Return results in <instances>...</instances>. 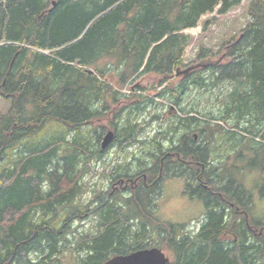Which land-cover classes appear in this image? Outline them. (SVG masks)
I'll use <instances>...</instances> for the list:
<instances>
[{
  "label": "trees",
  "instance_id": "16d2710c",
  "mask_svg": "<svg viewBox=\"0 0 264 264\" xmlns=\"http://www.w3.org/2000/svg\"><path fill=\"white\" fill-rule=\"evenodd\" d=\"M55 1L42 14L47 0H0V95L10 99L7 112L0 113V264H50L52 255L57 262L61 244L69 241L70 222L88 211V205L74 203L82 192L78 166L101 154L87 138L90 130L82 134L83 127L112 103L117 105L110 121L112 142L125 147L135 140L138 125L132 110L121 104V88L145 73L167 82L190 43L183 29L196 26L218 5L217 13L223 14L241 2ZM248 15L230 46L232 62L213 70L216 80L236 83L224 98L226 115L213 117L227 122L234 112L231 126L204 122L196 142L188 132L200 111L178 116L177 130H184L170 140L171 155L158 145L144 173L112 174L136 181L135 192L118 205L96 207L100 227L79 238L78 244H85L78 251L85 256L76 264H102L113 255L162 243L173 254L167 264H264V224L248 215L252 196L229 175L243 166L264 168V131L259 129L264 123V0H250ZM141 89L130 92L137 111L139 103L147 107L153 100L138 93ZM179 89L163 88L156 97L171 94L177 104L184 91ZM66 146L73 149L63 154ZM226 151L228 165L220 155ZM188 167L199 172L187 173ZM176 176H187L185 193L205 207V221L193 236L183 234L184 224L157 220L143 203L161 181ZM35 251L44 254L36 261L29 257Z\"/></svg>",
  "mask_w": 264,
  "mask_h": 264
},
{
  "label": "rangeland",
  "instance_id": "374dc122",
  "mask_svg": "<svg viewBox=\"0 0 264 264\" xmlns=\"http://www.w3.org/2000/svg\"><path fill=\"white\" fill-rule=\"evenodd\" d=\"M249 2L250 0H241L238 5L223 14L217 13L219 8L217 6L214 12L206 13L200 17L197 34L189 33L188 28L184 30V33L190 38V43L185 48L181 61L176 68L182 71L198 64L199 67L186 75L181 74L179 76L176 75L175 68L171 78L165 83H160V78L155 74H141L131 77L126 85L121 88L120 91L124 94L120 98L121 104L125 106L126 110H132L130 116L138 125L135 140L125 147H120L115 141L109 143L106 148L100 147L106 132L109 130L114 132L110 121L117 105L112 103L107 104L108 109L103 110L93 124L83 127L82 134L85 136L87 130H90L87 138H90V142L99 148L101 154L99 158H92L86 164L78 166L82 171V192L74 203L82 206L88 205V211L81 213L79 217L70 222L71 228L67 231L70 242L61 244L58 264H76L85 256L83 251H78V248L85 244L84 242L79 245V238L93 235L100 227L98 215H94L96 207L102 206L103 202L118 205L122 200H127L134 194L136 188L134 182H128V185L124 186V183H121L120 179L112 174L126 172L129 176H133L137 172L144 173L143 171L152 163L151 151L158 145L162 148L163 153L171 155L170 140L172 138L178 140L184 130V128L177 130L178 116H195L194 113L200 111L201 114L198 115L197 122L191 124L192 131L188 132V136H196L194 138L196 142L199 141L198 126L204 125V122L210 121L213 122L212 124L217 122L219 125L228 128L231 126L234 112L227 114V122L213 117L218 118L226 115L224 98L226 102L227 95L234 89L236 83L224 79L216 80L218 72L214 73L213 70L216 71V67L232 62L233 56H230V46L238 41L240 34L250 20L248 15ZM46 12L44 11L42 14ZM101 64L104 65L105 61H102ZM109 79L112 80L110 77ZM111 82L114 83L113 80ZM181 86H183L184 91L178 96L177 104H174V97L171 94H166L163 98L156 97L157 92L163 88L180 92L179 87ZM139 87L143 88L141 89L143 91H138V93L153 97V100L147 107L139 103V110L137 111L133 105L134 102H137V98L131 97L130 92ZM9 106L10 99L0 95V113H6ZM249 117V113L243 115L239 124L244 125ZM259 129L261 132L264 131V123ZM97 135L100 137L99 139H97ZM72 149V146H66L61 152L67 154ZM220 155L228 158L223 159L225 165L230 164V152H221ZM192 170L194 173H198L199 167H188L187 173ZM229 175H232L252 196L248 215L264 224V168L243 166L241 169H230ZM187 180V176H176L161 181L157 189L150 194V199H144L143 203L146 211L153 214L157 220L184 224L183 234L193 236L197 234L205 221V207L202 200L185 193ZM191 183L195 184V182ZM149 234L151 235V231ZM156 246L164 251L170 261L173 260L171 249L164 243ZM43 255L35 251L31 252L29 257L36 261L41 259ZM51 257L50 264H57L55 256L52 255ZM46 261L47 259H44L42 263Z\"/></svg>",
  "mask_w": 264,
  "mask_h": 264
},
{
  "label": "water",
  "instance_id": "95a60500",
  "mask_svg": "<svg viewBox=\"0 0 264 264\" xmlns=\"http://www.w3.org/2000/svg\"><path fill=\"white\" fill-rule=\"evenodd\" d=\"M52 7L56 5L55 1H52ZM200 65H196L193 67H187L182 71H179L176 68V75H186L191 70L199 67ZM113 139V132L107 131L101 141V148H105L109 143H111ZM169 262V257L164 253V251L156 246L140 248L133 250L129 253L125 254H116L112 257L108 258L102 264H167Z\"/></svg>",
  "mask_w": 264,
  "mask_h": 264
},
{
  "label": "bare ground",
  "instance_id": "6f19581e",
  "mask_svg": "<svg viewBox=\"0 0 264 264\" xmlns=\"http://www.w3.org/2000/svg\"><path fill=\"white\" fill-rule=\"evenodd\" d=\"M52 1H55V0H47V3H48V6L47 8L45 9V11H50L52 9ZM56 2V1H55ZM219 6V5H218ZM197 25H199V22H197ZM194 26V27H188V32L191 33V34H197L199 32V26ZM186 29V28H185ZM183 29V33H184V30ZM2 42H0L1 44ZM106 148V147H105ZM214 156V155H213ZM217 156V155H216ZM219 156V155H218ZM222 157V156H221ZM216 159V158H215ZM205 164V163H204ZM219 172V171H218ZM220 173V172H219ZM6 192V191H5ZM120 216V215H119ZM112 257V256H111ZM110 258V257H109Z\"/></svg>",
  "mask_w": 264,
  "mask_h": 264
},
{
  "label": "flooded vegetation",
  "instance_id": "af4514ba",
  "mask_svg": "<svg viewBox=\"0 0 264 264\" xmlns=\"http://www.w3.org/2000/svg\"><path fill=\"white\" fill-rule=\"evenodd\" d=\"M44 11H45V10H43V12H44ZM43 12H42V13H43ZM194 138H196V136H195ZM143 178L146 179V175H143ZM120 181H121V183H124V186L128 185V183L125 182L123 179H120ZM130 183H133V182L130 181ZM134 183H135V182H134ZM135 185H137V184L135 183L134 186H135Z\"/></svg>",
  "mask_w": 264,
  "mask_h": 264
}]
</instances>
